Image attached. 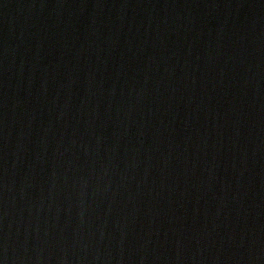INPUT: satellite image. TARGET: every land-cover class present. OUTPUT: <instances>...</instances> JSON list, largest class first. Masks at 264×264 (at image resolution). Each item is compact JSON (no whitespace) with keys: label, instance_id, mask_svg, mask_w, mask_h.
<instances>
[{"label":"water","instance_id":"95a60500","mask_svg":"<svg viewBox=\"0 0 264 264\" xmlns=\"http://www.w3.org/2000/svg\"><path fill=\"white\" fill-rule=\"evenodd\" d=\"M0 264H264V0H0Z\"/></svg>","mask_w":264,"mask_h":264}]
</instances>
